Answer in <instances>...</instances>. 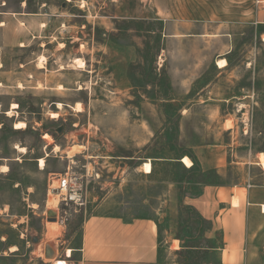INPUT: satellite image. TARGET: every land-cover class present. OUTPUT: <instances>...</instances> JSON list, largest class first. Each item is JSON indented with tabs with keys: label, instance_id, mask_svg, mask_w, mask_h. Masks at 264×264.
Segmentation results:
<instances>
[{
	"label": "rangeland",
	"instance_id": "374dc122",
	"mask_svg": "<svg viewBox=\"0 0 264 264\" xmlns=\"http://www.w3.org/2000/svg\"><path fill=\"white\" fill-rule=\"evenodd\" d=\"M131 8L0 0V264L61 263L55 248H79L93 215L151 218L162 258L209 260L211 224L188 199L208 184H264V27L181 25V10L155 20ZM72 145L85 158L67 161ZM89 161L84 207L49 195L67 173L83 183Z\"/></svg>",
	"mask_w": 264,
	"mask_h": 264
},
{
	"label": "crops",
	"instance_id": "0c3cea01",
	"mask_svg": "<svg viewBox=\"0 0 264 264\" xmlns=\"http://www.w3.org/2000/svg\"><path fill=\"white\" fill-rule=\"evenodd\" d=\"M129 3L132 10L138 5L141 17L151 12V18L155 20L159 18V13L155 11L181 10V25L264 27V0H129ZM261 37L264 41V32ZM59 151L62 152L59 148L54 150L56 153ZM87 151L85 145H72L65 151V159L75 163L77 157L85 158ZM87 165L86 174L81 175L85 204L89 194L87 187L93 176L89 169L93 163L89 161ZM247 186L208 184L198 196L188 199L187 204L198 216L211 224L209 238L217 243L204 249L213 254L209 260L182 257L179 262L171 261L169 257L162 258L159 225L151 218L131 220L120 215L87 218L82 226L81 246L63 252L57 245L52 254L53 260L63 259L68 264H264V184L251 185V188ZM55 189L51 184L48 193L56 198L60 195ZM58 223L59 227L64 225L59 218ZM57 231L50 230L56 233L55 236L63 232L62 229ZM18 247L17 244L9 247V252L16 253ZM171 248L173 244L166 242V252ZM184 251L187 249L181 245V254ZM75 255L78 257L74 258Z\"/></svg>",
	"mask_w": 264,
	"mask_h": 264
},
{
	"label": "built area",
	"instance_id": "2783aa9c",
	"mask_svg": "<svg viewBox=\"0 0 264 264\" xmlns=\"http://www.w3.org/2000/svg\"><path fill=\"white\" fill-rule=\"evenodd\" d=\"M59 182V186L55 189V192L60 195L61 203L67 206L74 203L79 207L85 204V198L83 195L84 187L78 176L74 173H67ZM247 187L251 188V185H248Z\"/></svg>",
	"mask_w": 264,
	"mask_h": 264
},
{
	"label": "bare ground",
	"instance_id": "6f19581e",
	"mask_svg": "<svg viewBox=\"0 0 264 264\" xmlns=\"http://www.w3.org/2000/svg\"><path fill=\"white\" fill-rule=\"evenodd\" d=\"M80 60H77V62H79ZM218 65H219V67L220 68H225L226 66H227V62L226 61H224V60H222L221 62H219L218 63ZM81 67H84V64H82V66ZM61 105V104H60ZM14 108H16L17 107V105H14L13 106ZM53 118H58V114H53ZM26 127V124L25 123H18V124H16V129H23V128H25ZM47 137H49V136H47ZM46 139V138H45ZM48 139V138H47ZM24 152V151H23ZM262 165L264 166V156H262ZM182 163L187 167V168H191L192 166H193V162H192V160L191 159H189V158H187V157H184L183 159H182ZM40 166L41 167H44L45 166V160L44 159H41L40 160ZM5 169H7V168H5ZM53 225H57V224H53ZM57 228H59V227H57ZM53 230V229H52ZM54 236V235H53ZM55 237V236H54ZM68 253L69 254H71V250H69L68 251ZM61 263H59V262H56V263H58V264H68L66 261H60Z\"/></svg>",
	"mask_w": 264,
	"mask_h": 264
},
{
	"label": "water",
	"instance_id": "95a60500",
	"mask_svg": "<svg viewBox=\"0 0 264 264\" xmlns=\"http://www.w3.org/2000/svg\"><path fill=\"white\" fill-rule=\"evenodd\" d=\"M46 220L48 222H56L58 220V217H57L56 213L49 212Z\"/></svg>",
	"mask_w": 264,
	"mask_h": 264
},
{
	"label": "trees",
	"instance_id": "16d2710c",
	"mask_svg": "<svg viewBox=\"0 0 264 264\" xmlns=\"http://www.w3.org/2000/svg\"><path fill=\"white\" fill-rule=\"evenodd\" d=\"M194 164H193V166L191 167V168H188V169H186L187 171H189V172H194L196 169H197V166H196V163H197V160L196 159H194ZM193 162V161H192Z\"/></svg>",
	"mask_w": 264,
	"mask_h": 264
}]
</instances>
